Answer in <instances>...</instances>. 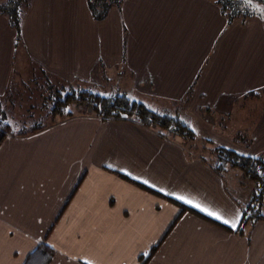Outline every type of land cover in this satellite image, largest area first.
<instances>
[{"label":"crops","instance_id":"0c3cea01","mask_svg":"<svg viewBox=\"0 0 264 264\" xmlns=\"http://www.w3.org/2000/svg\"><path fill=\"white\" fill-rule=\"evenodd\" d=\"M124 1L97 22L86 0H34L23 42L0 16V95L18 49L23 71L72 82L103 60L105 75L129 70L133 91L173 99L196 139L136 118L103 120L82 105L43 130L5 137L0 264H24L41 243L55 250L50 264H264V219L239 229L243 210L231 202L239 194L229 197L222 183L232 184L234 168L219 173L207 161L216 147L264 152V113L249 128L256 107L247 100L264 86V24H228L208 0Z\"/></svg>","mask_w":264,"mask_h":264},{"label":"rangeland","instance_id":"374dc122","mask_svg":"<svg viewBox=\"0 0 264 264\" xmlns=\"http://www.w3.org/2000/svg\"><path fill=\"white\" fill-rule=\"evenodd\" d=\"M11 1L14 0H0V16L7 19L8 22L10 23V26L14 27L11 20L13 11L17 10L19 12L20 28L14 27L15 28L14 30L17 32L18 42H23L22 39L23 26L34 0H23L14 9L9 8V10H7L6 12L2 10L1 7L9 4ZM208 1H210L211 3L213 1L214 4L220 9L223 17L226 20L228 19L229 15L224 13L222 9V5L224 4L222 0H208ZM124 2H125L124 0H86L90 13L94 21L97 22L105 21L108 18L110 9L111 10L117 9V11L120 10V7H122ZM90 8L93 9L95 17L93 16V13L91 12ZM244 14L246 13L243 12L239 16H234L235 19L231 20V22L227 20L228 24H233L236 21L245 22L251 19L259 20L261 23L264 24V18L262 16L248 17ZM122 22L124 24L123 17H122ZM218 35H220V31ZM126 37H127V32L124 29L123 38ZM23 51L24 49L16 50L17 57L15 61V70L13 72L12 82L7 93L3 95L4 100L8 101L7 107L9 111L8 114L10 117L9 122L11 124H14V127L17 128L18 130L21 129L30 130L32 127L38 126L43 123H47L48 125H51L52 124V122L50 121L51 100L49 99V97H51L52 91L55 90L57 86L61 87L63 85H65L67 88L72 90H76V91L88 90L105 96L125 94L138 102L145 103L151 106L152 108L154 107V109L156 110L175 111L176 104H174L173 99H167L165 96H162L160 94H155V95L150 94L149 96H147L145 93L133 91L132 82L134 81V79L133 76L129 74L128 69L123 70L124 73L123 77H121L119 74H116L114 68H110L109 72H107L105 75L103 74V70L107 69L106 68L107 65L105 64V62H103V60H98L93 65V68L89 71L90 75L88 78L78 77L75 78L74 81L72 82L66 79L60 80L58 76H56V79L46 78L43 77L42 75H39L37 77L35 74L34 76H32L33 75L32 70L27 71L26 69L23 71V68L19 65L18 58L21 57ZM127 62H129L128 57L126 61L123 63V65L127 66L125 65ZM257 92L259 93L258 96H249V98L247 99L250 102V106L253 105L256 107L255 109L250 110L254 114L252 115L253 117L249 128L253 127V125L255 124V123L253 124V118H256L257 115L261 117L264 113V86L258 89ZM148 100L151 101L152 104ZM76 106L77 105L75 104L71 105L69 110L76 111L77 108ZM213 112H214L213 114H215L214 118L216 121V126L217 128L220 129L222 125L221 121L223 118L221 113L223 112V110L220 107H217ZM183 117L187 118L186 114H184ZM205 144L208 147H213L212 144H214V142L208 141ZM260 156L264 157V152L261 153ZM207 161L209 163H213V165L216 167L217 156L215 157L210 156L208 157ZM233 172L234 173H233L232 184L228 182L226 184L225 182L222 181L224 190L226 191L229 197L231 196L234 197L235 194H239L238 196L239 199L235 197L238 200H235L234 198L231 199V202L235 205L236 208H241V210L250 209L249 213L252 212L251 209L252 204H255L256 206H261L260 213L264 216V199L259 198V196L257 195L255 197L254 195L255 192L252 196L250 195L251 194L250 190L252 189L253 186L250 179L248 177H245L241 170H237L236 168H234ZM239 189L241 191H239ZM238 191L239 193H237ZM249 196H251L250 199Z\"/></svg>","mask_w":264,"mask_h":264},{"label":"trees","instance_id":"16d2710c","mask_svg":"<svg viewBox=\"0 0 264 264\" xmlns=\"http://www.w3.org/2000/svg\"><path fill=\"white\" fill-rule=\"evenodd\" d=\"M23 0H14L9 4L4 5L2 10L5 12L9 8L14 9ZM104 2V1H102ZM223 12L228 14V21L235 19L234 16H239L243 12L248 17H263L264 18V0H222ZM237 6V7H236ZM91 12L95 17L92 8ZM19 12L13 11L12 24L15 28H20ZM10 87V86H9ZM258 92H251L247 96H258ZM50 107V121L55 124L59 119L66 118L74 115V111L69 110L71 105H82L101 117L103 120L109 119H137L142 125L146 127L156 128L157 131L162 135L179 136L185 140L196 139V132L191 127L190 123L183 114L177 111H160L152 108L151 106L138 102L125 94L116 95H101L88 90L76 91L67 88L65 85L58 87L52 91ZM7 102L0 95V133L1 141L9 135L27 136L43 130L50 125L47 123L40 124L32 127L30 130H18L14 127V124L9 122V114ZM47 124V125H46ZM51 124V125H52ZM215 153L217 154V165L216 170L219 173L228 170L229 168H237L242 171L245 177H248L252 182L255 192L259 198L264 199V157L254 156L239 153L235 150L228 149L225 147H216ZM257 193V194H256ZM257 199V198H256ZM182 211H191L194 214L216 223L220 227L233 231L234 229L228 225L211 219L203 213L190 208L186 205H180ZM255 206V207H254ZM258 209H257V208ZM254 208V209H253ZM252 212L250 209H244L241 217V223L239 229L244 228L248 223H255L258 220H263L264 216L260 213L261 206L252 204ZM238 229V228H237ZM236 231V230H234ZM158 246L153 248V252L146 258L154 254ZM55 250L46 243H41L38 247L31 252L24 264H50Z\"/></svg>","mask_w":264,"mask_h":264},{"label":"snow or ice","instance_id":"6c2138e0","mask_svg":"<svg viewBox=\"0 0 264 264\" xmlns=\"http://www.w3.org/2000/svg\"><path fill=\"white\" fill-rule=\"evenodd\" d=\"M178 199H183V197H178ZM185 202L186 203H192V201H190V200H185ZM194 207H197V208H199L200 207V205H193ZM201 211H207L206 209H203V208H201ZM209 216H214L217 220H220V219H222V217L219 215V214H217V213H214V212H211V211H208V213H207ZM223 223H225V224H228L229 223V221L227 220V219H224L223 220ZM235 225H233V227H234Z\"/></svg>","mask_w":264,"mask_h":264}]
</instances>
